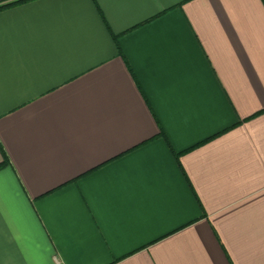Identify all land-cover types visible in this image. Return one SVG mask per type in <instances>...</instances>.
Wrapping results in <instances>:
<instances>
[{"label":"crops","instance_id":"obj_1","mask_svg":"<svg viewBox=\"0 0 264 264\" xmlns=\"http://www.w3.org/2000/svg\"><path fill=\"white\" fill-rule=\"evenodd\" d=\"M0 264H264V0L0 10Z\"/></svg>","mask_w":264,"mask_h":264},{"label":"trees","instance_id":"obj_2","mask_svg":"<svg viewBox=\"0 0 264 264\" xmlns=\"http://www.w3.org/2000/svg\"><path fill=\"white\" fill-rule=\"evenodd\" d=\"M29 0H10L9 2H6L4 4H0V10L9 6H13L19 3H23ZM3 166V163H0V168Z\"/></svg>","mask_w":264,"mask_h":264},{"label":"built area","instance_id":"obj_3","mask_svg":"<svg viewBox=\"0 0 264 264\" xmlns=\"http://www.w3.org/2000/svg\"><path fill=\"white\" fill-rule=\"evenodd\" d=\"M10 0H0V4H4L6 2H9Z\"/></svg>","mask_w":264,"mask_h":264}]
</instances>
